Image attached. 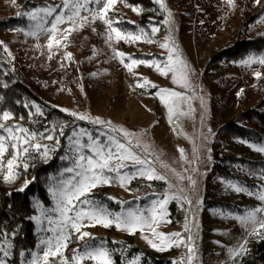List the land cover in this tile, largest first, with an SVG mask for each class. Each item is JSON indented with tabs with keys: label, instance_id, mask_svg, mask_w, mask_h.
<instances>
[{
	"label": "rangeland",
	"instance_id": "1",
	"mask_svg": "<svg viewBox=\"0 0 264 264\" xmlns=\"http://www.w3.org/2000/svg\"><path fill=\"white\" fill-rule=\"evenodd\" d=\"M29 1L38 7L61 4V0ZM126 1L117 0L108 15L114 21H124L129 25L137 24L139 12L136 8V11H133L134 7H130ZM152 1L155 3V0ZM164 2L172 13V31L170 33L169 26L162 23L167 12L155 3L158 15L152 20L154 21L152 26H158L160 30L152 35V26L150 27L148 34L153 43H147L143 39L125 42L115 39L113 34L109 46L107 26L103 21L96 20L84 28L73 31L68 41L60 37L61 46H54L49 50L47 34L40 35L37 39L25 35L23 31H15L16 28L33 30L36 23L29 21L27 17L16 16L17 11L23 9L25 0H15L14 6L12 0H0V20L17 17L26 22L23 26L0 32V42H3L0 44V61L7 66L9 64L12 67L16 66L26 81H34L40 86L39 91L35 92L38 100L30 104L34 116L33 124L38 123V117H43V114L37 113V107L42 113L45 108L54 109L69 120L63 124L66 125L64 131L68 132L67 135L60 136L59 127L54 124L49 131H44L45 135L52 134L59 140L65 138V155L70 157L73 155L68 140L73 131L79 133L80 129H85L93 135L108 131L107 124L99 125L88 120H76L69 114L77 112L93 118L99 117L105 122L111 121L113 125L141 134L144 143L150 145V150L154 153L149 159L155 160L158 156L160 161L170 166L171 170L161 168L159 163L154 165L158 173L167 177L166 181H150L137 176L124 187H120L118 182H113L93 189V199L103 202L112 212H121L128 208L146 210L151 207L152 201L162 199L165 195L187 196L193 200L191 207L183 200L169 199L165 206L166 214L157 226V231L165 234L180 232L186 240L189 235L184 230L187 217L196 250L193 264H238L234 261L237 256H232L230 249L237 248L246 241L247 251L244 253L251 256L252 242L262 238L251 234V225L246 227L236 217L243 216L257 207H264V202L257 199V194L264 190V179L261 178L264 176V153L250 147L257 143L228 135L224 133V128L231 122L240 127L252 128L251 123L240 118L255 106L256 89L264 82V65L258 62L242 65L240 61L249 56L238 61L222 60L218 63L213 60L223 49L234 43L235 32L259 10L264 0H259L258 3L257 0H234V6L229 5L228 0H164ZM82 15L87 13L82 12ZM262 18L264 13L254 24L249 25L241 39L264 35V22L258 23ZM45 27H50V24ZM67 27H70L67 23L60 26L61 29ZM169 35L190 69V83L187 88L174 84L172 73L161 75L155 65H133L132 71L125 67V64L131 63L128 57L157 61L164 67L168 63V51L162 49L160 44L164 43V37ZM65 43L67 47H63ZM5 45L7 52L4 51ZM113 49L124 54V63H121L120 57L115 56ZM66 52L72 54L71 60L65 57ZM51 53L55 55L50 60ZM52 62L56 64L57 72L60 71L62 74V77H58L61 82L60 88L55 87V82L46 80L54 70ZM72 66L78 68L76 75L72 73ZM256 72L261 74L260 77L255 75ZM93 73L96 75H92ZM145 80L149 82L147 85ZM151 85L156 87L153 88ZM161 88L181 92L184 99L176 101L175 104L167 96L162 100L157 95ZM170 106L174 108L171 118ZM61 108L67 111L62 112ZM0 123L10 126L19 124L12 117L8 120L0 119ZM53 128L56 129L55 132L52 131ZM0 134L7 136V133L2 131ZM86 140V136L82 138V142ZM38 142L53 149L49 152L47 161L33 151L34 159L27 157L18 161L19 166L15 168L18 176L21 172L26 173L23 163L26 162L29 166L35 164L37 160L46 163L61 146V142L56 145L54 140L38 138ZM259 144H264V140ZM178 149L184 150L183 157ZM136 151L143 155L142 149ZM12 154L14 150L9 148L3 158L4 167L0 169L3 178L7 174V159H10ZM67 161L69 164L67 167H71L70 161ZM63 169L58 175L50 177L49 187L71 175L70 173L61 175ZM181 176L184 179H180ZM189 176L196 181L195 187L187 179ZM229 181L244 186L247 192L253 195H248L247 192L237 193L228 187ZM180 188L186 191L181 193ZM197 200L200 201L199 205L195 203ZM36 202L37 200L33 201V206L35 215L38 216L40 213L36 208ZM52 207L54 201L51 197V205L45 208ZM144 214L148 213L145 211ZM257 217L258 219L264 217V213H258ZM31 221L38 238L37 243L41 236L50 235L37 230L38 227L48 226L46 220L42 221L41 225H37L34 220ZM256 227L258 228V225ZM83 230L97 238L93 242L94 245L104 241L106 247L114 250L112 257L115 250H120L121 246L132 238L134 246L146 250L152 257L164 259L169 264H173V261L188 264L187 248L184 245L166 247L158 251L151 247L148 239L157 244L159 240L146 228L134 234L118 230L115 226L110 228L95 226ZM114 241L117 243H113ZM3 242L4 240H0V243ZM83 243L73 241L69 244L66 254L71 257V250L79 249ZM34 251H38L36 247ZM30 258V253L25 254L17 263L23 264ZM6 259L8 264H12V255ZM53 264L57 262L53 261ZM82 264L92 262L83 261Z\"/></svg>",
	"mask_w": 264,
	"mask_h": 264
},
{
	"label": "snow or ice",
	"instance_id": "2",
	"mask_svg": "<svg viewBox=\"0 0 264 264\" xmlns=\"http://www.w3.org/2000/svg\"><path fill=\"white\" fill-rule=\"evenodd\" d=\"M259 0H257V3ZM117 3V0H61V4L57 6H46L33 8L30 11L23 9L17 11V17H27L29 21H35L33 30L25 31L21 28H16V32H24L25 35L33 36L39 39L40 35L47 34V47L51 50L54 46H61V38L64 41H68L71 33L80 28L88 26L90 23L96 20H101L107 26V42L111 46L113 40V34L115 39L124 40L125 42H135L139 40H145L147 43H153L149 34L140 27L138 32L125 31L120 27L114 26V24H121L124 21H114L109 17L108 13ZM155 3L159 4L160 8L167 12L165 20L162 22L169 26L168 30L171 33V17L172 13L167 9L164 0H155ZM229 5L234 6V0H228ZM14 6L15 0H12ZM89 5H95L96 7H89ZM133 11H136L134 8ZM82 12L87 15H82ZM49 18H51L49 20ZM259 22H264V18ZM69 24L70 27L61 29L60 26ZM131 23V22H130ZM50 24V27L45 25ZM160 29L158 26L151 27V33L154 35ZM95 31V28H93ZM3 42H0L2 44ZM63 47H67L65 43ZM162 49L168 51V63L161 67L157 61H148L143 59H135L128 57L131 60L130 64H125V67L129 71H132L133 65L144 64L148 66L155 65L157 71L161 75H167L172 73V82L179 84L181 87L187 88L190 83V69L185 61L181 58L178 51V46L172 37L165 36L164 43L160 44ZM4 51L7 52V46H4ZM115 56L121 58V63H124L125 56L123 53L115 51ZM55 53L49 55V59H53ZM65 57L69 60L72 59L70 52L65 53ZM253 62H258L264 65V56L254 57L249 56L247 59L241 60L242 65H250ZM92 75H96L93 73ZM255 75L260 77V73L256 72ZM149 82L145 80V85ZM145 85H138L143 87ZM155 88V85H151ZM157 95L163 100L165 96L170 98L175 104L176 101L184 99L181 92L170 91L169 89L161 88ZM0 99H3L0 97ZM167 103V101H166ZM60 111L65 112L66 109L61 108ZM37 113L43 114L41 109L37 107ZM170 118L174 113V108L169 107ZM71 116L76 120H88L94 124L105 125L107 124V132H99L93 135L85 129H80L79 133L72 132V135L68 137L70 143V151L73 155L61 157L62 160H69L71 167L63 169V173H70L71 175L67 179H61L53 186L49 187V192L54 201V207L45 208L39 201L36 202V208L40 215L30 217L31 220L36 221L37 225H41L42 221H47V227H38V232L50 233V235L41 236L39 242L36 245L38 251L30 252V259H27L23 264H53L56 261L57 264H82L83 261H91L92 264H114L112 259V252L114 250L105 246V242L101 241L99 244L94 245V241L97 239L93 237L88 231H84V228L102 226L104 228H110L115 226L118 230H124L129 234H134L137 231L148 229L152 236L159 240V244L155 243L152 239H148V243L154 249L158 251L164 250L166 247H179L184 245L187 248V261L188 264H193V259L196 254L194 237L191 234L189 224L186 222L184 230L189 233L186 240L182 237L180 232L162 233L157 231V226L163 221L165 213V206L168 204L169 199L183 200L190 207L193 205V200L187 196L174 195L169 197L165 195L162 199L152 201L151 207L146 210L131 209L122 210L121 212H112L101 201H97L92 198L93 189L102 186L110 185L113 182H118L120 187H124L126 183L131 182L132 179L137 176L146 178L148 180H167V177L157 172L156 163L164 169H170L167 163L159 160L156 156L155 160L149 159L153 156V151L150 150V145L144 143L141 134L130 132L127 129L113 125L111 121L105 122L99 117H90L86 114L71 112ZM186 115V113H181ZM11 113L4 111L0 119L8 120L11 118ZM31 115V113H30ZM23 119V117H21ZM59 134L65 135L66 125L60 124ZM0 131L7 133V136L0 134V169L4 167L3 158L5 153L9 151V148L14 150V154L10 159H7V174L4 176L5 181H13L18 178V174L15 172V168L18 167V161H21L27 157L35 158L32 155L33 151L37 155L42 156L45 161L48 159V154L53 149H50L47 145H42L38 142L39 139L54 140L56 145L60 144L58 137L45 133H39L36 131H30L19 124L6 125L0 123ZM48 130L45 129V132ZM56 131L55 128L52 130ZM87 137L86 142H82L83 137ZM106 137V139H101ZM250 147L254 150L264 153V144H253ZM43 148V152L41 149ZM87 150L86 152L84 150ZM137 149L143 150V155L137 153ZM183 157L184 150L178 149ZM23 167L27 169L28 163H23ZM124 169H130V171H124ZM174 171V170H172ZM184 179V177H179ZM264 179V176L261 177ZM190 184L195 187L196 181L187 177ZM29 182L19 189L24 191ZM228 187L232 188L237 193L247 192V189L238 184H234L231 181L227 182ZM179 191L184 193L186 189L180 188ZM248 195H253L251 192H247ZM108 199H113L108 197ZM257 199L264 202V190H261L257 194ZM199 205L200 201L195 202ZM148 214L145 215L144 212ZM264 213V207H257L249 210L245 215L236 217L246 227L251 225V234L264 237V217L258 219L257 214ZM171 222V221H167ZM258 225V228L256 227ZM198 227V225H196ZM4 240L0 243V264H8V260L12 255L11 249L12 243L7 240L6 236L0 237ZM73 241H83L84 243L79 249H72V255L69 257L66 254V250L69 248V244ZM117 243V242H113ZM246 241L244 244H240L237 248L230 249L232 256H239L247 251ZM42 253V254H41ZM20 256H25V252L21 251ZM140 257L136 256L128 261V264H139ZM173 264H183V261H173Z\"/></svg>",
	"mask_w": 264,
	"mask_h": 264
},
{
	"label": "trees",
	"instance_id": "3",
	"mask_svg": "<svg viewBox=\"0 0 264 264\" xmlns=\"http://www.w3.org/2000/svg\"><path fill=\"white\" fill-rule=\"evenodd\" d=\"M126 2L130 7L138 10L139 22L134 25L124 22L115 24V26L131 32H138L139 28L142 27L147 33H150V27L154 25L152 20L158 15L155 3L152 0H127ZM33 7H38V5L25 0L23 10H29ZM263 13L264 3L254 15L249 17L247 23L245 22L235 32L234 43L223 49L213 62L238 61L248 56L264 55V35H255L251 39H241L243 32L248 29L249 25L254 24ZM25 24V20H20L17 17L0 20V32ZM52 69L54 70L46 80L55 82V87L60 88L61 82L58 77H62V74L60 71L57 72L55 63H53ZM71 70L73 75H76L78 68L75 69L72 66ZM39 89L40 86L34 81H26L16 66L12 67L10 64L7 66L0 61V97L3 98L0 99V115L4 111H8L12 114L11 117L15 122L39 133H44L45 129L49 131L52 124L56 126L69 122L64 115L56 110L45 108L43 117H38V123L33 124L34 116L30 104L38 100L35 92ZM240 119H245L251 123L252 128L240 127L231 122L225 126L224 133L249 142L261 143L264 140V82L256 89L255 106L245 112ZM67 133L66 131L65 135ZM60 142L61 146L53 153L48 162L37 160L35 164L26 169V173L21 172L20 176L12 183H7L0 175V237L6 236L13 245L11 249L12 264H18L21 251L29 254L34 251L37 245L38 238L34 232V224L30 219L36 213L33 201L37 200L45 207H49L51 205L49 179L58 175L61 169L69 165L67 160L61 159V157L66 156L65 138L62 137ZM26 182L29 183L24 191H19ZM0 240L3 239L0 238ZM128 241L124 246H121L120 250H115L112 257L114 264H128V261L136 256L140 257V264H169L164 259L152 257L146 250L134 246L132 238H129ZM234 261L238 264H264V237L252 242L251 256L242 253Z\"/></svg>",
	"mask_w": 264,
	"mask_h": 264
}]
</instances>
